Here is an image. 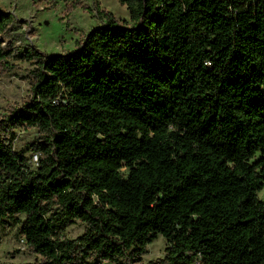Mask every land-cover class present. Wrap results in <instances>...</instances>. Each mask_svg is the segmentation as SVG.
Listing matches in <instances>:
<instances>
[{
  "label": "trees",
  "instance_id": "trees-1",
  "mask_svg": "<svg viewBox=\"0 0 264 264\" xmlns=\"http://www.w3.org/2000/svg\"><path fill=\"white\" fill-rule=\"evenodd\" d=\"M118 2L129 21L98 9L70 51L0 41L34 65L0 118V223L28 264H137L159 236L154 264H264V0ZM15 23L0 7V37ZM17 129L43 135L35 167Z\"/></svg>",
  "mask_w": 264,
  "mask_h": 264
},
{
  "label": "rangeland",
  "instance_id": "rangeland-1",
  "mask_svg": "<svg viewBox=\"0 0 264 264\" xmlns=\"http://www.w3.org/2000/svg\"><path fill=\"white\" fill-rule=\"evenodd\" d=\"M0 7L10 11L16 18L10 31L0 37L2 48L23 50L33 46L49 54L73 50L84 36L95 28L105 26L106 21L98 9L112 13L118 20L129 21L126 6L118 0H0ZM7 68L0 64V118L30 98L32 80L29 72L34 65L11 61ZM35 141H43L37 129H17L13 148L29 158L35 167L37 156L29 150ZM264 200V190L259 194ZM20 220H24L22 216ZM0 223V264H28L41 257L33 253L20 236V223ZM85 224L80 221L70 224L65 237L76 239L83 235ZM168 243L159 236L148 246L147 254L137 264H154L165 256Z\"/></svg>",
  "mask_w": 264,
  "mask_h": 264
}]
</instances>
